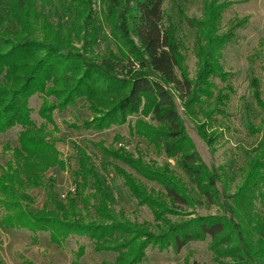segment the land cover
<instances>
[{
	"label": "trees",
	"instance_id": "trees-1",
	"mask_svg": "<svg viewBox=\"0 0 264 264\" xmlns=\"http://www.w3.org/2000/svg\"><path fill=\"white\" fill-rule=\"evenodd\" d=\"M6 1V8L0 7V24L6 25L2 18H8L11 24L0 31V135L21 128V147L29 157L37 159L46 169H63L65 165L55 145L42 137L41 128L32 120L29 102L33 96L55 99L40 112L50 123L56 110L63 111L78 100L86 101L94 114L92 121L83 124L86 130L105 131L126 124L129 117L150 116L155 126L137 121L136 134L156 148L164 149L189 178L205 182L201 187L205 196L214 195L216 177L194 151L178 113L175 94L186 102L188 112H194L202 106L197 100L199 96H212V93L202 94V91L214 89L209 79L219 76L225 81L227 76L219 75L214 66L205 65L196 81L188 78L180 57L181 46L174 31L164 26L166 0H106L108 14L119 24L116 27L112 24L117 37L112 35L131 67L123 76L117 74L115 65L96 63L71 45L73 41H93L95 37L93 0ZM55 1L60 16L56 23L48 20L45 14L41 15L39 8L40 4L53 5ZM2 4L0 2V6ZM206 31L209 33V29L204 30V35L210 42ZM204 57L203 54L202 61ZM251 88L257 106L264 112L257 79L252 80ZM226 100L228 96L221 91L215 103L221 107ZM104 155L160 185L165 192L163 197L169 198L173 206L187 203L188 192L165 176L169 171L154 170L122 149L104 151ZM0 170V205L7 211L1 224L5 229L27 230L34 234L46 232L57 244L71 236L85 237L93 243L95 252L117 255L113 262L103 264H141L149 247L165 250L173 245L180 251L187 243L204 241L207 237L212 239L211 248L218 256L224 254L218 253L217 247L234 244V248H226V256L235 261L232 264H255L256 258L264 264V216L251 214L258 188L264 185V138L249 163L245 184L240 189L243 197L234 196L236 207L227 204L225 208L231 219L201 218L178 228L172 227L159 238L152 236L144 226L116 220L111 213V190L84 152L79 157L75 174L74 195L65 203L54 196L49 186L33 175L28 177L32 186L48 192L49 202L36 214L25 205L32 203V199L24 192L25 182L13 166ZM115 174L137 204L150 209L154 220L160 221L169 210L162 196L147 194L144 185L120 167ZM84 251L80 248L78 259L84 256ZM0 264H3L1 259Z\"/></svg>",
	"mask_w": 264,
	"mask_h": 264
},
{
	"label": "rangeland",
	"instance_id": "rangeland-1",
	"mask_svg": "<svg viewBox=\"0 0 264 264\" xmlns=\"http://www.w3.org/2000/svg\"><path fill=\"white\" fill-rule=\"evenodd\" d=\"M0 2L3 3L1 9L6 8L7 1ZM92 3L96 15L93 25L95 37L93 41L84 39L81 42L73 41L71 45L85 58L99 64L109 62L117 67L118 75H126L131 68L130 63L119 50L118 41L113 37L115 32L112 31V24L115 27L119 24L108 14L106 0H93ZM56 4L55 1L53 5H39L41 15L45 14L54 23L60 19ZM164 12V26L174 31L175 39L181 46L180 57L188 78L196 81L205 65L214 66L219 75L227 76L225 81L219 76L209 79L215 85L214 89L202 91V94L212 93V96H199L197 100L202 106L194 112H188L186 102L180 99L178 93L175 94L178 113L194 151L204 167L216 177L217 191H212V197L205 196L201 189L205 182L189 178L177 161L166 155L164 149L156 148L136 134L134 127L137 121L155 126L150 116L138 114L129 117L126 124L105 131L86 130L82 128L83 124L94 118L86 101L78 100L63 111L56 110L50 123L40 112L55 99L35 95L29 102L32 120L37 128H41L42 137L55 145L64 168L46 169L37 159L29 157L21 147V128L0 135V168L8 170L12 165L25 182L24 192L32 199V203L25 204L30 212L36 214L49 201L48 192L32 186L27 181L28 177L33 175L49 186L54 196L65 203L69 196L74 195L75 174L79 157L84 152L111 190V213L116 220L144 226L152 236L159 238L172 227L178 228L201 218L231 219L225 208L227 204L236 207L234 196L243 197L240 189L245 184L249 163L264 138V112L257 106L251 88L252 80L257 79L264 102V0H166ZM2 19L4 23L6 20V25L0 24V31L11 24L8 18ZM239 24L243 25L237 29L241 26ZM207 28L209 33L206 31L205 34L210 42L204 35ZM213 38L221 41L218 43ZM203 54L205 57L202 61ZM178 73L181 74L180 71ZM221 91L228 96V100L217 107L215 99ZM121 149L154 170L169 171L165 176L188 192L187 203L173 206L169 198L163 197L165 192L160 185L104 155V151L117 152ZM117 167L141 182L147 194L162 196L169 210L160 221H155L152 211L139 206L130 196L121 178L115 174ZM257 194L251 214L264 216V185L259 186ZM6 212L0 205V259L3 264H103L113 262L117 256L114 253L95 252L93 243L85 237L71 236L57 244L51 241L50 234L46 232L34 234L27 230L5 229L1 222ZM83 214L87 216L88 212ZM244 230H247L246 226ZM212 243V239L207 237L204 241L187 243L180 251L173 245L165 250L149 247L141 264L235 263L226 256V248H234V244L217 247V252L224 254L218 256L211 248ZM80 248L85 251L84 256L78 259ZM254 262L260 264L257 258Z\"/></svg>",
	"mask_w": 264,
	"mask_h": 264
}]
</instances>
